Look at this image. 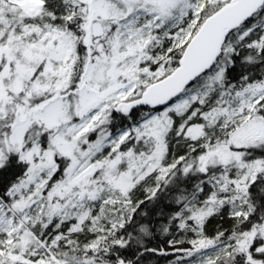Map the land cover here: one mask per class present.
<instances>
[{"label": "snow or ice", "instance_id": "6c2138e0", "mask_svg": "<svg viewBox=\"0 0 264 264\" xmlns=\"http://www.w3.org/2000/svg\"><path fill=\"white\" fill-rule=\"evenodd\" d=\"M0 264H264V0H0Z\"/></svg>", "mask_w": 264, "mask_h": 264}]
</instances>
